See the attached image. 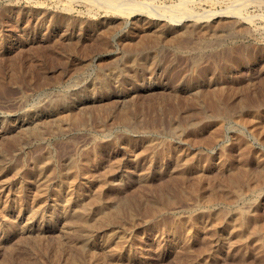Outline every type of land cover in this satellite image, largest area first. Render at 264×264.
<instances>
[{
  "label": "rangeland",
  "instance_id": "obj_1",
  "mask_svg": "<svg viewBox=\"0 0 264 264\" xmlns=\"http://www.w3.org/2000/svg\"><path fill=\"white\" fill-rule=\"evenodd\" d=\"M182 1L201 17L172 24L84 1L0 0V264H264L259 242L204 226L210 211L235 207L264 225V5L229 17L225 0H134ZM66 168L90 212L55 202ZM100 207H121V224L99 225ZM83 217L93 233L64 228Z\"/></svg>",
  "mask_w": 264,
  "mask_h": 264
},
{
  "label": "bare ground",
  "instance_id": "obj_2",
  "mask_svg": "<svg viewBox=\"0 0 264 264\" xmlns=\"http://www.w3.org/2000/svg\"><path fill=\"white\" fill-rule=\"evenodd\" d=\"M68 1H70L69 3H71V2H73V4H74V2H76V1H84V2H86L87 4H89L91 7H98L99 9H104L105 11H107V12H111V13H114V14H120V15H126V14H129L130 15V13L132 12L133 13V11H138V10H142V11H144L145 13H147V15L149 16H152V17H154V19L156 20H159V21H162V20H164V19H167V20H169V22L171 21V23L172 24H176V22H179L180 23V21H182L183 19H185V18H198V17H201V16H199V15H197V14H195L192 10H191V7L189 6V4H188V1L186 2V1H182V2H180V3H178V4H176V5H172L171 7L169 6L168 8H155V5L153 6V5H151V4H144V3H138V2H134V0H68ZM209 1H215V0H209ZM217 1V0H216ZM219 1V0H218ZM227 3H228V5H226V11H224V10H222V11H224V14L225 15H228L229 17L230 16H234V15H237V16H242V12H243V10H244V8L248 5V4H251V3H257L258 4V6H263L264 4H262L260 1H257V0H225ZM221 2H223V0L221 1ZM71 5V4H70ZM250 6V5H249ZM153 7V8H152ZM67 8H69V7H67ZM73 8V7H72ZM95 10V9H94ZM68 14V13H67ZM220 15H221V13H220ZM223 15V14H222ZM203 16V18H201V19H204V15H202ZM209 16V15H208ZM206 18V17H205ZM242 18V17H241ZM187 19V20H188ZM210 19V18H209ZM199 20V19H198ZM206 20V19H205ZM200 21V20H199ZM202 21V20H201ZM222 26H223V24H222ZM195 27V26H194ZM226 27V26H225ZM229 27V26H228ZM244 27V26H243ZM219 28H220V26H219ZM230 28V27H229ZM233 28V27H232ZM236 28V27H235ZM163 29V28H162ZM165 29V28H164ZM225 29V28H224ZM192 30V29H191ZM181 32V31H180ZM185 32V31H184ZM241 32V31H240ZM211 34V33H210ZM142 35V34H141ZM143 35H144V33H143ZM148 36V35H147ZM142 38H144V37H142ZM154 39V38H153ZM173 39V38H172ZM177 39V38H176ZM178 39H180V38H178ZM139 40V39H138ZM68 42V41H67ZM154 42H156V41H154ZM159 42V41H158ZM214 42V41H213ZM212 42V43H213ZM219 42V41H218ZM230 42H231V40H230ZM136 43V42H135ZM141 43V42H140ZM143 43V42H142ZM197 44V43H196ZM218 44V43H217ZM100 45V44H99ZM101 45H103V44H101ZM141 45V44H140ZM219 46V45H218ZM127 47V46H126ZM129 47V46H128ZM205 47H206V45H205ZM153 48V47H152ZM188 48V47H187ZM200 48V47H199ZM207 48V47H206ZM129 50V49H128ZM133 50V49H132ZM184 50V49H183ZM200 50V49H199ZM234 50H236V49H234ZM167 51V50H166ZM195 51V50H194ZM145 53V52H144ZM222 53V52H221ZM236 53V52H235ZM139 54V53H138ZM65 55V54H64ZM136 55V54H135ZM163 56V55H162ZM136 57V56H135ZM163 58V57H162ZM59 59V58H58ZM126 62V61H125ZM136 62V61H135ZM135 62H132V65H134L135 67H136V63ZM67 63V62H66ZM114 63V62H113ZM79 67V66H78ZM100 68H102V67H100ZM99 69V68H98ZM118 71V70H117ZM127 79V78H126ZM131 79V78H130ZM262 79V78H261ZM104 80V79H103ZM123 81V80H122ZM125 81V80H124ZM2 83V82H1ZM230 86V85H229ZM228 87V86H227ZM262 88V87H261ZM260 89V88H259ZM261 90V89H260ZM219 91V90H218ZM262 92V91H261ZM260 92V93H261ZM259 93V92H258ZM208 95V94H207ZM210 95V94H209ZM220 95V94H219ZM259 96V95H258ZM213 97H214V95H213ZM253 97H254V95H253ZM252 97V98H253ZM197 98V97H196ZM218 98V97H217ZM225 99V98H224ZM244 99V98H243ZM252 100H254V99H252ZM262 100V99H261ZM246 102V101H245ZM192 103V102H191ZM201 103V102H200ZM220 103V102H219ZM247 103V102H246ZM183 104H185V103H183ZM239 104V103H238ZM251 104V103H250ZM194 105V104H193ZM241 106H242V103L240 104ZM211 106V105H210ZM209 106V107H210ZM259 106V105H258ZM188 107V106H187ZM206 108V107H205ZM231 108V107H230ZM254 108V107H253ZM221 109H222V107H221ZM238 109H240L239 107H238ZM223 110V109H222ZM122 111V110H121ZM122 112H124V111H122ZM129 112V111H128ZM127 113V112H126ZM222 113V112H221ZM225 113H227V111L225 112ZM231 113V112H230ZM229 113V114H230ZM233 113V112H232ZM223 114V113H222ZM65 115V114H64ZM131 115V114H130ZM195 115V114H194ZM225 115V114H224ZM233 115V114H232ZM192 116V115H191ZM204 115H202V117H203ZM206 116V115H205ZM230 116V115H229ZM129 117V116H128ZM198 117V116H197ZM201 117V118H202ZM242 118H243V116H242ZM247 118V117H246ZM65 119V118H64ZM75 119V118H74ZM120 119V118H119ZM118 120V119H117ZM132 119H130V121H131ZM237 120V119H236ZM250 121V120H249ZM119 122V121H118ZM252 122V121H251ZM119 124V123H118ZM171 124V123H170ZM173 124V123H172ZM180 124V123H179ZM195 124V123H194ZM193 124V125H194ZM177 125V124H176ZM183 125V124H182ZM185 126H186V124H185ZM183 127V126H182ZM258 126H256V128H257ZM139 128V127H138ZM146 129V128H145ZM172 129V128H171ZM216 129V128H215ZM214 129V130H215ZM264 129V128H263ZM262 129V130H263ZM155 130V129H154ZM154 130H152V131H154ZM213 131V130H212ZM159 132V131H158ZM211 132V131H210ZM258 132V131H257ZM167 133V132H166ZM260 133V132H259ZM156 134V133H155ZM162 134V133H161ZM183 134V133H182ZM181 135V134H180ZM211 135V134H210ZM176 136H177V134H176ZM160 137V136H159ZM189 137V136H188ZM212 137V136H211ZM215 137V136H214ZM213 138V137H212ZM217 138H219V137H217ZM156 139V138H155ZM187 140H188V138H186ZM220 139V138H219ZM185 140V139H184ZM208 140H210V139H208ZM217 140V139H216ZM209 142V141H208ZM217 143V142H216ZM209 146H211V145H209ZM152 150V149H151ZM145 151H147V149H145ZM145 153V152H144ZM5 155V154H4ZM191 157V156H190ZM48 160V159H47ZM188 160V159H187ZM49 161V160H48ZM122 161V160H121ZM45 163L47 162V161H44ZM182 162H184V161H182ZM71 164V163H70ZM69 164V166H72V165H70ZM2 165V164H1ZM6 165V164H5ZM41 165H39V167H40ZM43 166H45L44 164H43ZM43 166H41L40 167V173H42L44 170H42L43 169ZM68 166V167H69ZM2 167V166H1ZM38 167V168H39ZM46 167V166H45ZM67 167V166H66ZM2 168H5V167H2ZM2 168H0V170L2 169ZM65 168V167H64ZM8 169H9V166H8ZM69 168H66V169H64V170H62L60 173H59V180H60V183L57 185V187H55V189H54V200H55V202H57V203H61L62 205H64L65 207H72V206H74V207H78V208H80L81 209V211L83 212V213H87L88 211L90 212V210H91V208H90V210H89V206H88V204L87 205H85V204H83V202H82V195L79 193L78 194V192H76L75 193V191H74V188H73V185H72V183L73 182H71V183H67L65 180V171L66 170H68ZM71 169V168H70ZM112 169V168H111ZM114 169V168H113ZM5 171V170H4ZM42 171V172H41ZM120 171V170H119ZM244 171V170H243ZM247 171V170H246ZM113 172V171H112ZM116 172V171H115ZM236 172V171H235ZM261 172V171H260ZM2 172L0 171V174H1ZM4 173V172H3ZM2 173V174H3ZM7 173V172H6ZM6 173H4V174H6ZM39 173V172H38ZM39 173V174H40ZM50 173V172H49ZM48 173V174H49ZM254 173V172H253ZM38 174V175H39ZM45 174V173H44ZM47 174V175H48ZM111 174V173H110ZM204 174V173H203ZM261 174V173H260ZM7 175V174H6ZM199 175V174H198ZM232 175V174H231ZM262 175V174H261ZM0 176H2V175H0ZM13 176V175H12ZM43 176H46V174L45 175H43ZM230 176V175H229ZM259 176V175H258ZM15 177H16V175H15ZM40 177V178H39ZM38 178L39 179H41V176H39ZM196 177V176H195ZM195 177H194V179H195ZM198 177V176H197ZM204 177V176H203ZM255 177V176H254ZM262 177V176H261ZM45 178V177H44ZM199 178V177H198ZM7 179V178H6ZM37 179V178H36ZM38 179V180H39ZM250 179V178H249ZM5 180V179H4ZM3 179H2V181H4ZM43 180V179H42ZM45 180H47V178L45 179ZM45 180H43V181H39V182H43L44 183V181ZM68 180V179H67ZM74 180V179H73ZM198 180V179H197ZM0 182V198H5V190H6V185H5V181H7V180H5L4 182ZM202 181V180H201ZM47 182H48V180H47ZM80 182V181H79ZM83 182L85 183V185L89 182V179H84L83 180ZM82 182V183H83ZM198 182V181H197ZM208 182V181H207ZM225 182V181H224ZM242 182V181H241ZM81 183V184H82ZM223 183V182H222ZM229 183V182H228ZM234 183V182H233ZM7 184V183H6ZM10 184V183H9ZM47 183H45V185L42 187H40L39 188V190H37V192L38 191H40L39 193H37V194H39V196L37 195V194H35V195H37L39 198L38 199H36V202L34 203V201H33V204L32 205H28V206H25V208H26V210L29 212V214H30V216H32V215H35V213L37 212V210H38V208L40 207V206H42L44 203H45V200H46V198L44 197V195L49 191V189H50V186L51 185H46ZM75 184H78V182L77 183H75ZM80 184V183H79ZM40 185H41V183H40ZM43 185V184H42ZM234 185V184H233ZM243 185V184H242ZM7 186H9V185H7ZM77 186V185H76ZM79 186V185H78ZM101 186V185H100ZM204 186V185H203ZM217 186V185H216ZM20 187V189H21V186H19ZM18 187V188H19ZM90 187V186H89ZM105 187V186H104ZM190 187V186H189ZM206 187V186H205ZM232 187V186H231ZM234 187V186H233ZM241 187V186H240ZM17 188V189H18ZM30 188V187H29ZM142 188V187H141ZM217 188H219V187H217ZM225 188V187H224ZM246 188V187H245ZM38 189V188H37ZM215 189H216V187H215ZM231 189V188H230ZM252 189H254V188H252ZM139 190V189H138ZM236 190V189H235ZM15 191V190H14ZM17 191V190H16ZM20 191H22V189L20 190ZM19 191V192H20ZM191 191V190H190ZM216 191V190H215ZM25 192V191H24ZM35 192V191H34ZM50 192V191H49ZM193 192V191H192ZM210 192V191H209ZM18 193V192H17ZM194 193V192H193ZM219 193H220V191H219ZM253 193H256V191H254ZM7 194H8V192H7ZM20 194H23V193H20ZM184 194V193H183ZM246 194V193H245ZM18 195V194H17ZM24 195H26V192H25V194ZM223 195V194H222ZM226 195V194H225ZM8 196V195H7ZM6 196V197H7ZM36 196V197H37ZM138 196V195H137ZM209 196V195H208ZM207 196V197H208ZM211 196V195H210ZM20 197V196H19ZM26 197V196H25ZM25 197H23L22 196V200L23 199H27V197H29V195L25 198ZM35 197V198H36ZM93 197V196H92ZM113 197V196H112ZM129 197V196H128ZM136 197V196H135ZM188 197H191L190 195L188 196ZM238 199H242L241 198V196H239L238 195ZM115 198V197H114ZM132 198V197H131ZM137 198V197H136ZM140 198V197H139ZM182 198V197H181ZM181 198H179V199H181ZM218 198H219V195H218ZM7 199V198H6ZM93 199V198H92ZM95 199V198H94ZM141 199V198H140ZM211 199V198H210ZM223 199V198H222ZM237 199V200H238ZM4 200V199H3ZM2 200V201H3ZM28 201H29V199H27ZM142 200V199H141ZM1 201V202H2ZM5 201V200H4ZM3 201V202H4ZM24 201V200H23ZM100 201V200H99ZM99 201H96V202H99ZM206 201H208V198L206 199ZM8 202V200L6 201V203ZM182 202V201H181ZM227 202H229V200L227 201ZM5 203V204H6ZM5 204H3V205H5ZM27 204H30V202L29 203H27ZM180 204V203H179ZM175 205V204H174ZM183 205V204H182ZM190 205V204H189ZM192 205V204H191ZM115 206V205H114ZM184 206V205H183ZM91 207V206H90ZM77 208V209H78ZM76 210V209H75ZM79 210V209H78ZM234 212L232 213V214H230L231 216H229V217H227L228 216V214H227V216L225 217V215H224V213H225V211H224V209H218V210H212V211H210L209 212V219L206 221V222H204V226H206V228H213V227H215L216 225H219V224H224L223 226L224 227H226V230L228 231V232H230L232 235H233V237L234 238H236V240L238 241V242H240V243H242V244H246V242H248V240H251V241H256L257 243L259 242V244H258V248H257V250L259 251V252H263L264 253V239L262 240V241H259V236H261V234H264V225L263 224H260L259 222H256L255 221V215H254V213L253 212H251V211H248V210H246L245 208H241V207H235L234 208V210H233ZM97 215L99 216L98 217V221L97 222H99V225H102V226H110L111 225V223H112V221H118V220H122L123 219V211H122V208L121 207H114V209L112 210V212H109V210L106 208V207H100V208H98V210H97ZM262 213V212H261ZM37 214V213H36ZM226 214V213H225ZM4 215V214H3ZM84 215H86V214H83V215H81V216H84ZM29 217V216H28ZM264 217V216H263ZM7 218V217H6ZM134 219V218H133ZM199 219H201V216H197V219L196 220H199ZM31 220V219H30ZM94 220V219H93ZM130 220V219H129ZM252 221H255V224H254V227L252 228V229H250L249 230V226H250V223L252 222ZM67 224L65 225V227L64 228H66V229H69L70 231H73L74 233H76V234H83V232L84 231H89V232H91V233H93V229L95 228L94 226L92 227V226H90V224L88 223V221L86 220V219H84V217L83 218H76L75 220H73V221H68L67 220ZM119 223H120V221H118ZM117 222V223H118ZM122 222V221H121ZM132 222H133V220H132ZM25 223H27V222H25ZM121 224V223H120ZM7 225V224H6ZM121 226H123V225H121ZM124 227V226H123ZM126 227V226H125ZM136 227V226H135ZM252 227V226H251ZM61 228V227H60ZM101 229V228H100ZM178 229V227L176 226H174L172 229H171V231H176ZM130 230V229H129ZM95 231V230H94ZM250 231V232H249ZM249 232V233H248ZM113 233V232H112ZM247 233H248V236H246L247 235ZM31 235V234H30ZM38 235H39V233H38ZM52 235V234H51ZM50 235V236H51ZM57 235V234H56ZM85 235V234H84ZM87 235H88V233H87ZM93 235V234H92ZM205 236V235H204ZM26 237V236H25ZM34 237V236H33ZM38 237V236H37ZM72 237V236H71ZM88 237V236H87ZM20 238V237H19ZM36 238V237H35ZM41 238H42V235H41ZM53 238V237H52ZM29 239H30V237H29ZM37 239H39V238H37ZM59 239V238H58ZM118 240H121L122 238H117ZM41 240V239H40ZM56 240V239H55ZM31 241V240H30ZM29 241V242H30ZM52 241V240H51ZM35 242H37V241H35ZM57 242V241H56ZM120 242V241H119ZM122 242V241H121ZM20 243V242H19ZM41 243V242H40ZM48 243V242H47ZM59 243V242H58ZM1 244V243H0ZM35 244V243H34ZM37 244H38V242H37ZM36 244V245H37ZM52 244V243H51ZM117 244V243H116ZM126 244V243H125ZM18 245V244H17ZM36 245H33V247L34 246H36ZM39 245V244H38ZM63 245V244H62ZM68 245V244H67ZM72 245V244H71ZM91 245V244H90ZM119 245V244H118ZM122 245H123V243H122ZM234 245V244H233ZM12 246H13V244H12ZM12 246H11V248H12ZM15 246V245H14ZM48 246V245H47ZM74 245H72V247H73ZM77 246V245H76ZM75 246V247H76ZM6 247V246H5ZM18 247V246H17ZM27 247V246H26ZM46 247V246H45ZM67 247V246H66ZM121 247V246H120ZM24 248V247H23ZM80 248V247H79ZM86 248V247H85ZM114 248H116V247H114ZM122 248V247H121ZM206 248V247H205ZM225 248V247H224ZM231 248H232V246L230 245V246H228V247H226L225 248V250L226 251H228V250H231ZM69 249H71V248H69ZM208 249V248H207ZM36 250V249H35ZM80 250V249H79ZM155 250V249H154ZM184 250V249H183ZM196 250H198V249H196ZM200 250V249H199ZM84 251V250H83ZM207 251V250H206ZM209 251V250H208ZM5 252V251H4ZM14 252V251H13ZM42 252V251H41ZM44 252V251H43ZM46 252V251H45ZM70 252V251H69ZM93 252V251H92ZM195 252H197V251H195ZM201 252V250L199 251V253ZM210 252V251H209ZM236 252V251H235ZM34 253V252H33ZM36 253V252H35ZM38 253V252H37ZM53 253H55V252H53ZM59 253V252H58ZM198 253V252H197ZM198 253V254H199ZM201 253H203V251L201 252ZM13 254V253H12ZM31 254V253H30ZM56 254V253H55ZM73 254V253H72ZM260 254V253H259ZM3 255V254H2ZM42 255V254H41ZM199 255H201V254H199ZM218 255V254H217ZM12 256V255H11ZM25 256V255H24ZM28 256V255H27ZM53 256V255H52ZM5 257V256H4ZM17 257V256H16ZM37 257V256H36ZM58 257V256H57ZM68 257V256H67ZM90 257V256H89ZM89 257H87L88 259H89ZM193 257V256H192ZM3 258V257H2ZM8 258H9V256H8ZM13 258V257H12ZM104 259H106V258H104ZM180 259H181V257H180ZM186 259V258H185ZM188 259V258H187ZM190 259V258H189ZM192 259V258H191ZM196 259V258H195ZM207 259V258H206ZM225 259V258H224ZM3 260V259H2ZM14 260V259H13ZM28 260V259H27ZM45 260V259H44ZM43 260V261H44ZM50 260V259H49ZM61 260V259H60ZM107 260V259H106ZM178 260V259H177ZM3 262V261H2ZM1 262V263H2ZM5 262V261H4ZM9 262V261H8ZM14 262V261H13ZM27 262V261H26ZM34 262V261H33ZM40 262V261H39ZM51 262V261H50ZM71 262V261H70ZM90 262V261H89ZM60 263H62V262H60ZM112 262H110L109 264H111ZM187 263H188V261H187ZM186 263V264H187ZM74 264V263H73ZM124 264V263H123ZM126 264V263H125ZM178 264H179V262H178ZM243 264V263H242Z\"/></svg>",
  "mask_w": 264,
  "mask_h": 264
}]
</instances>
